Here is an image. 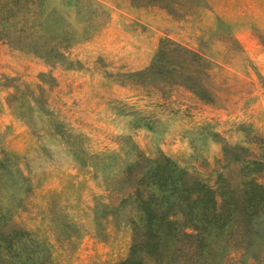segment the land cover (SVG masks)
Listing matches in <instances>:
<instances>
[{
  "label": "rangeland",
  "instance_id": "rangeland-1",
  "mask_svg": "<svg viewBox=\"0 0 264 264\" xmlns=\"http://www.w3.org/2000/svg\"><path fill=\"white\" fill-rule=\"evenodd\" d=\"M193 4L47 0L63 60L0 42V216L26 264H264V0Z\"/></svg>",
  "mask_w": 264,
  "mask_h": 264
},
{
  "label": "trees",
  "instance_id": "trees-1",
  "mask_svg": "<svg viewBox=\"0 0 264 264\" xmlns=\"http://www.w3.org/2000/svg\"><path fill=\"white\" fill-rule=\"evenodd\" d=\"M46 1L0 0V42L45 61L57 63L64 59L68 40L63 35H51L49 32L50 16L43 11ZM129 1L135 8H156L173 18L189 17V14H194L196 8L199 9L197 5L193 7L195 0ZM235 43L242 52L238 43L236 41ZM9 163V159L0 150V177L4 176L3 172L12 175L8 167ZM21 180L25 181L24 177H21ZM258 188L264 195V188ZM249 204L254 210V198H251ZM257 213L258 210L255 209L253 214ZM21 240H30L29 234L15 223L0 216V264H26L34 258L31 251L26 254L16 249L15 245Z\"/></svg>",
  "mask_w": 264,
  "mask_h": 264
}]
</instances>
